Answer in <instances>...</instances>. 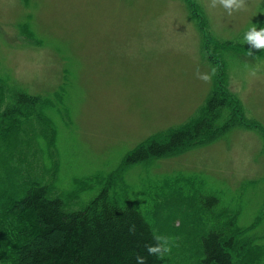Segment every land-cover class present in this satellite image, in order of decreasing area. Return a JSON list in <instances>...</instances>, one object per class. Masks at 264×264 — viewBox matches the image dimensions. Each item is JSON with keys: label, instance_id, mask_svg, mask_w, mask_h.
Here are the masks:
<instances>
[{"label": "rangeland", "instance_id": "374dc122", "mask_svg": "<svg viewBox=\"0 0 264 264\" xmlns=\"http://www.w3.org/2000/svg\"><path fill=\"white\" fill-rule=\"evenodd\" d=\"M212 3L0 0V98L8 86V97L20 89L53 102L14 132L17 162L11 163L20 170L10 176L0 171V192L11 184L24 193L38 182L78 210L114 180L113 191L144 203L152 190L189 194L196 187L217 194L219 207L238 215L236 225L257 220L251 235L259 239L264 49L250 51L245 35L253 25L264 27V0H245V10L231 15L218 0ZM205 74L207 82L200 78ZM215 89L242 107V114L235 111L238 124L182 152L126 164V155L146 139L198 117ZM210 225L199 211L191 221L174 219L162 229L174 241L167 264H200L197 234Z\"/></svg>", "mask_w": 264, "mask_h": 264}, {"label": "trees", "instance_id": "16d2710c", "mask_svg": "<svg viewBox=\"0 0 264 264\" xmlns=\"http://www.w3.org/2000/svg\"><path fill=\"white\" fill-rule=\"evenodd\" d=\"M6 88L0 98V171L10 176L20 170L18 164L11 163L17 162L16 155L11 154L14 132L31 117L40 118L39 110L52 107L53 102L20 89L12 90L8 97ZM235 111L242 114V107L215 89L198 117L146 139L126 155L125 162L129 166L149 163L217 139L225 129L239 123ZM220 118H225L222 124H218ZM115 182L105 185L78 210H69L66 201L52 195L47 185L30 182L24 193V188L15 192L8 185L0 192V264H135L136 254L147 255L144 244L153 242V236H162L160 231L170 228L174 219L191 221L199 211L207 213L211 221L197 234L200 264H264V234L259 239L251 235L258 221L246 228L236 225L238 215L219 207L217 194L209 196L196 187L197 193L189 194H161L157 189L144 203L126 191H113ZM163 199L165 215L159 220L157 207ZM194 204L199 206L196 210H192ZM132 224L136 225L135 235L129 233ZM167 261V254L161 259L147 258V264Z\"/></svg>", "mask_w": 264, "mask_h": 264}, {"label": "clouds", "instance_id": "9594fccd", "mask_svg": "<svg viewBox=\"0 0 264 264\" xmlns=\"http://www.w3.org/2000/svg\"><path fill=\"white\" fill-rule=\"evenodd\" d=\"M217 0H213L212 7H215ZM218 3L222 5L226 10H228L229 15H231L233 10L240 11L245 10V0H218ZM245 40L248 45H251V50H261L264 49V27L257 30L256 25H253L251 29L246 33ZM255 73H253L254 75ZM200 78L204 81H209V75H201ZM129 233L135 235L136 225L132 224L129 226ZM153 242L145 243L144 250L147 253L146 256L136 254L135 264H147L148 257H155L157 259L163 258L166 254H169L172 250V245L174 241L167 236H153Z\"/></svg>", "mask_w": 264, "mask_h": 264}]
</instances>
